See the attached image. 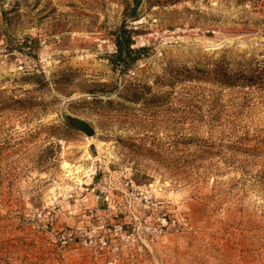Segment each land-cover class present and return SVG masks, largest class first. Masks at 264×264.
Returning <instances> with one entry per match:
<instances>
[{
  "label": "rangeland",
  "instance_id": "374dc122",
  "mask_svg": "<svg viewBox=\"0 0 264 264\" xmlns=\"http://www.w3.org/2000/svg\"><path fill=\"white\" fill-rule=\"evenodd\" d=\"M0 264H264V0H0Z\"/></svg>",
  "mask_w": 264,
  "mask_h": 264
},
{
  "label": "trees",
  "instance_id": "16d2710c",
  "mask_svg": "<svg viewBox=\"0 0 264 264\" xmlns=\"http://www.w3.org/2000/svg\"><path fill=\"white\" fill-rule=\"evenodd\" d=\"M131 44L130 31L124 25H120L115 31L116 48L115 52L109 55L111 61L117 65H124L129 60L138 57L140 48H133Z\"/></svg>",
  "mask_w": 264,
  "mask_h": 264
},
{
  "label": "built area",
  "instance_id": "2783aa9c",
  "mask_svg": "<svg viewBox=\"0 0 264 264\" xmlns=\"http://www.w3.org/2000/svg\"><path fill=\"white\" fill-rule=\"evenodd\" d=\"M167 224V221H166V219L165 218H162V220H161V225L162 226H165ZM161 230V229H160Z\"/></svg>",
  "mask_w": 264,
  "mask_h": 264
}]
</instances>
